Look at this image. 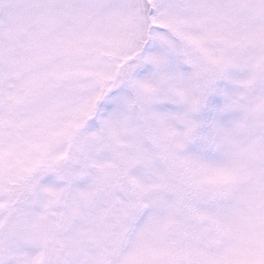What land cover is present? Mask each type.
Segmentation results:
<instances>
[{"label": "snow or ice", "instance_id": "1", "mask_svg": "<svg viewBox=\"0 0 264 264\" xmlns=\"http://www.w3.org/2000/svg\"><path fill=\"white\" fill-rule=\"evenodd\" d=\"M0 264H264V0H0Z\"/></svg>", "mask_w": 264, "mask_h": 264}]
</instances>
